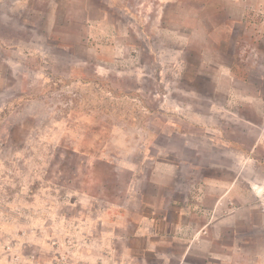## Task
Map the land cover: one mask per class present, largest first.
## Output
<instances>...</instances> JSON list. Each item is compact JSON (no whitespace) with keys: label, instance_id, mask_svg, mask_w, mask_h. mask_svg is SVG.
Masks as SVG:
<instances>
[{"label":"rangeland","instance_id":"obj_1","mask_svg":"<svg viewBox=\"0 0 264 264\" xmlns=\"http://www.w3.org/2000/svg\"><path fill=\"white\" fill-rule=\"evenodd\" d=\"M0 264H264V0H0Z\"/></svg>","mask_w":264,"mask_h":264}]
</instances>
